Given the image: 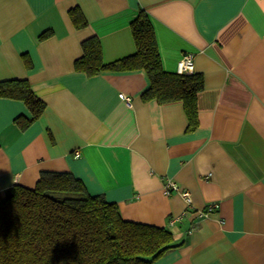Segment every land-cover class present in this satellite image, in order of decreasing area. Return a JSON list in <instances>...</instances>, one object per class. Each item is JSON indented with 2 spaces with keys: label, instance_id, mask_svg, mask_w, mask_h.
I'll return each mask as SVG.
<instances>
[{
  "label": "crops",
  "instance_id": "crops-1",
  "mask_svg": "<svg viewBox=\"0 0 264 264\" xmlns=\"http://www.w3.org/2000/svg\"><path fill=\"white\" fill-rule=\"evenodd\" d=\"M73 8L87 26H75ZM141 10L163 69L177 73L191 54L203 76L193 132L183 102L142 98L144 70L75 69L91 37L105 63L134 54ZM13 79L46 109L22 129L27 105L0 97L3 197L42 172H71L124 219L173 233L179 246L153 264H264V0H0V82ZM169 181L180 191L168 196Z\"/></svg>",
  "mask_w": 264,
  "mask_h": 264
},
{
  "label": "trees",
  "instance_id": "trees-1",
  "mask_svg": "<svg viewBox=\"0 0 264 264\" xmlns=\"http://www.w3.org/2000/svg\"><path fill=\"white\" fill-rule=\"evenodd\" d=\"M70 16L77 28L87 26L79 8H73ZM131 31L134 54L105 63L100 40L91 37L83 41L75 69L88 76L144 70L151 86L142 98L161 104L183 102L188 131H195L203 76L163 69L153 24L144 10L131 22ZM0 97L27 105L32 118L15 120L22 129L46 109L27 80L0 82ZM178 246L170 230L124 219L117 204L91 195L71 172L45 171L34 188L17 185L11 196L0 194V264H153Z\"/></svg>",
  "mask_w": 264,
  "mask_h": 264
},
{
  "label": "built area",
  "instance_id": "built-area-1",
  "mask_svg": "<svg viewBox=\"0 0 264 264\" xmlns=\"http://www.w3.org/2000/svg\"><path fill=\"white\" fill-rule=\"evenodd\" d=\"M195 72V64H194V60H193V56L191 54H186L182 57V59L178 62V66H177V73L180 75H184V74H192ZM121 97L127 102V104H129L131 106V100L130 98L126 97L124 94H121ZM79 153H77L76 155H78ZM180 188L172 181H169L166 186H165V194L166 195H171L173 192H179ZM182 195L186 198V200L191 203V198H190V193L187 191L182 192ZM218 207V205L216 204H212L210 206V210L213 208ZM206 215V214H204ZM203 214H201V217L204 216ZM180 218L177 219H172L170 221L171 225H174Z\"/></svg>",
  "mask_w": 264,
  "mask_h": 264
}]
</instances>
